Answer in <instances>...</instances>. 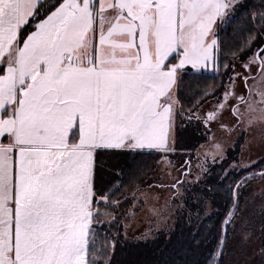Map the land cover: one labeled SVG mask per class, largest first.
<instances>
[{"label": "snow or ice", "instance_id": "obj_1", "mask_svg": "<svg viewBox=\"0 0 264 264\" xmlns=\"http://www.w3.org/2000/svg\"><path fill=\"white\" fill-rule=\"evenodd\" d=\"M242 7V0H0V264H112V246L98 252L90 238L100 224L94 205L119 191L97 199V149H167L178 69H218L226 58L221 32ZM40 14L21 47V26ZM249 15L264 28V10ZM254 42L249 35L232 58ZM173 53L179 63L169 65ZM257 61L264 75L259 53L243 66L250 71ZM243 79L247 96L236 95L230 77L224 101L244 105L247 127H264V90ZM231 110L239 123L243 113ZM257 175L264 171L241 180ZM242 213L236 199L216 257L229 226L235 233L239 224L251 241L255 229ZM260 232L264 240V211ZM259 256L264 264V247Z\"/></svg>", "mask_w": 264, "mask_h": 264}, {"label": "rangeland", "instance_id": "obj_2", "mask_svg": "<svg viewBox=\"0 0 264 264\" xmlns=\"http://www.w3.org/2000/svg\"><path fill=\"white\" fill-rule=\"evenodd\" d=\"M254 37L255 42L258 41L259 35L256 34ZM261 41L252 48L248 56L242 60L234 59L232 61L231 71L226 76L221 95L219 97L203 95V97L209 98L205 101L200 100L195 110L185 111L181 108L176 93L178 80L172 86L173 113L172 129L166 149L168 152L157 158L151 175L141 188L134 192L129 202V208L124 211L126 215L123 220L124 241L152 237L157 230L168 228V226L172 227L179 216L187 212L191 213V207L186 205L185 200L189 198L188 192L192 188L205 189L206 192H209L207 197L201 201H199L200 199L190 201V204L198 205L192 213V222L197 221L196 225L217 212L220 205L219 194L233 188L240 200L242 214L251 219L255 231L251 241L247 242L242 240L239 224H237L235 233L229 226L227 246L221 261L217 264H261L259 250L264 247V240L260 239V225L262 211H264V177L257 175L244 181L241 178H247L246 175L248 176L250 172L264 171V127H247L249 117L244 113V105L237 104L235 98H230L227 102L224 101V92L231 89L230 77L235 81L234 91L237 96H247L243 77H249L248 84L254 89L264 90V75L258 74L259 62L251 65L250 71L243 66L251 53L250 57L254 56L253 53L256 52L258 46L260 49L264 47V38ZM259 55L264 58V52H260ZM176 63H179V56L176 58ZM233 65L234 67H232ZM182 68L214 74L221 80V69L211 65L203 70L193 69L191 65H184ZM216 86L206 92L214 91L213 89L218 88ZM166 99V97L161 98V102H165ZM221 103H224L225 106L217 113L216 120L205 123L203 118L206 114L216 110ZM233 106L238 107L243 113V119L239 123L231 110ZM196 124L201 127L200 137L204 138L199 139L197 147H193L195 148L193 149L190 148L189 141L184 135L186 128ZM216 145H220V148H217ZM188 149L193 150L183 152ZM250 164L252 166L249 167ZM256 164L262 165L258 169L250 170ZM212 177L217 181V184L213 185L214 191L212 188L210 190L207 181ZM226 177L234 178L235 181L229 183L226 181ZM177 181L181 183L178 184ZM238 184L243 186L237 187ZM173 185L175 187H172ZM215 189L220 192L218 193ZM108 219L109 217L106 219L107 222ZM190 224L192 223L190 222ZM98 246L96 242V247Z\"/></svg>", "mask_w": 264, "mask_h": 264}, {"label": "trees", "instance_id": "obj_3", "mask_svg": "<svg viewBox=\"0 0 264 264\" xmlns=\"http://www.w3.org/2000/svg\"><path fill=\"white\" fill-rule=\"evenodd\" d=\"M54 2L55 0H46L48 4ZM243 5L244 7L238 11L232 23L221 32V36L226 41V46L223 48L226 58L219 61L218 67L222 71L221 80L214 74L190 69L181 70L176 93L183 110H195L198 105L197 101L200 103V100L205 101L209 98L203 97L204 93L215 87L218 82L219 84L216 86L218 88L213 89L215 94L212 96L219 97L221 95L226 76L231 71L230 67L234 60L232 53L236 51L237 47L243 45L249 35H259L258 41L244 49V54L238 55L236 59L242 60L248 56L253 47L262 42L261 40L264 38V28H261L262 21L254 19L249 13L264 10L262 8L264 0H243ZM44 18L45 14L30 18L21 27L20 41L34 31L35 25ZM237 25H242V27L238 28ZM259 50L260 46L253 54L256 55ZM224 65H230V67L225 68ZM200 131L201 127L197 124L186 128L184 136L189 141L190 148L197 147L199 139L204 138L203 136L200 137ZM191 150H183V152H190ZM167 152L166 149L129 150L124 148H101L96 151L97 166L94 174V185L98 193L97 199L105 196L110 189L117 186L119 191L110 195L108 200L94 205V209L101 213L99 217H96L100 224L93 225L94 232L90 234V238H94L98 243L99 246L96 247L98 252L102 250L103 245L112 246L108 249L112 264H217L221 261V257H216V253L225 229L224 221L227 220L234 201L238 199L233 188L224 190L219 194L220 205L217 212L200 223L198 222L197 225L195 224L197 221L192 222V213L198 205L196 203L190 204V201L192 199H200L199 201H201L207 197L209 192H206L205 189L192 188L188 192L189 198L185 200L186 205L191 207V213L184 209L188 214L184 213V215L179 216L172 227L168 226V228L157 230L152 237L139 238L133 241L123 240V220L126 217L124 211L129 208V202L134 192L141 188L151 175L157 158L167 154ZM261 165L256 164L250 170L258 169ZM235 176L238 175L235 174ZM246 177L248 176L246 175ZM207 181L210 190L211 188L213 190V185H216L217 181L214 177ZM226 181L233 183L235 179L226 177ZM110 203L113 206H107ZM107 217H109L108 222L106 221ZM113 220L114 222H111Z\"/></svg>", "mask_w": 264, "mask_h": 264}, {"label": "crops", "instance_id": "obj_4", "mask_svg": "<svg viewBox=\"0 0 264 264\" xmlns=\"http://www.w3.org/2000/svg\"><path fill=\"white\" fill-rule=\"evenodd\" d=\"M30 18H31V17H30ZM30 18H29V20H30ZM29 20H28V21H29ZM22 26H23V25H22ZM22 26H21V27H22ZM35 30H36V29H35ZM35 30H34V31H35ZM32 32H33V31H32ZM28 35H29V34H28ZM28 35H27V36H28ZM19 36H20V32H19ZM19 36H18V38H19ZM26 38H27V37H26ZM26 38H25V39H26ZM20 46H21V47L23 46V40L20 41ZM177 56H178V55H176L175 53H173V54L169 57V59L166 61V63L169 64V65H171V64H177V63H176V58H177ZM182 69H184V68H180V69H178V72H177V80H178V81H179V79H180V75H179V74H180V72H181ZM0 74H2V73H0ZM70 142H71V141H70Z\"/></svg>", "mask_w": 264, "mask_h": 264}, {"label": "water", "instance_id": "obj_5", "mask_svg": "<svg viewBox=\"0 0 264 264\" xmlns=\"http://www.w3.org/2000/svg\"><path fill=\"white\" fill-rule=\"evenodd\" d=\"M263 48H264V47H263ZM258 53H259V52H258ZM258 53H257V54H258Z\"/></svg>", "mask_w": 264, "mask_h": 264}]
</instances>
